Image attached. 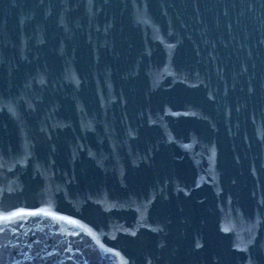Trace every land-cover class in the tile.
Returning a JSON list of instances; mask_svg holds the SVG:
<instances>
[{"label": "water", "instance_id": "95a60500", "mask_svg": "<svg viewBox=\"0 0 264 264\" xmlns=\"http://www.w3.org/2000/svg\"><path fill=\"white\" fill-rule=\"evenodd\" d=\"M98 16L100 22L82 25ZM170 27L173 37L159 50L153 40L167 38ZM106 45L134 53V62L159 55L162 63L166 55L173 61L161 65L165 70L131 68L113 53L102 75L105 88L91 92L99 72L87 51L98 47L101 55ZM169 75L183 83L178 87ZM161 77L168 82L156 80ZM117 90L131 99L150 93L149 100H136L139 109H150L152 119L166 117L183 135L215 133L212 140L239 148L221 118L239 108L263 122L264 0H0V157L23 173L19 180L0 176V213L43 208L68 218L39 214L0 222V264H14L13 247L22 237L15 229L45 217L55 228L61 221V248H52L53 261L35 264H264L258 244L264 245V137L258 129L247 128L244 119L242 130L252 132L251 139L238 140L245 150L216 161L201 142L189 157L180 154L185 147L177 150L174 167L170 148L162 157L139 151L140 170L129 167L130 173L141 183L160 181V194L149 198L144 183H122L111 165L93 168L79 157L90 148L91 134L101 146L108 141L92 131L88 115L101 127L117 119L122 128L139 113L131 106L118 115L112 106ZM236 162L245 163L242 170L225 175L229 181L222 176L232 198H206L217 172ZM167 187L173 195L160 191ZM215 191L213 185L208 190ZM235 213L238 231L228 222Z\"/></svg>", "mask_w": 264, "mask_h": 264}, {"label": "snow or ice", "instance_id": "6c2138e0", "mask_svg": "<svg viewBox=\"0 0 264 264\" xmlns=\"http://www.w3.org/2000/svg\"><path fill=\"white\" fill-rule=\"evenodd\" d=\"M11 110V109H10ZM39 214H43L45 216H55L58 219H68L67 217H62V216H58L56 213H53L51 211H46L43 208H39V209H16L15 211L9 213V214H2L0 213V222L3 221H11L13 217H18V216H29V217H33V216H37ZM3 228L0 227V231H2Z\"/></svg>", "mask_w": 264, "mask_h": 264}]
</instances>
